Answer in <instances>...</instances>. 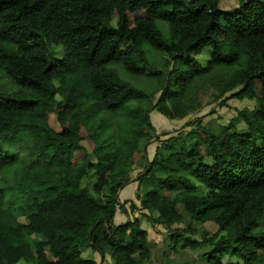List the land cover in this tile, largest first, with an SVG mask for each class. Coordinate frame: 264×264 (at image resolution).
<instances>
[{
    "label": "trees",
    "instance_id": "trees-1",
    "mask_svg": "<svg viewBox=\"0 0 264 264\" xmlns=\"http://www.w3.org/2000/svg\"><path fill=\"white\" fill-rule=\"evenodd\" d=\"M144 43L166 68L155 70ZM206 46L201 62L194 53ZM111 61L155 76L157 96ZM0 69L12 82L0 84V264H102L81 255L85 243L108 254L103 264L147 258L139 217L113 221L125 201L137 205L117 190L154 128L150 107L183 117L200 105L205 76L216 104L254 103L226 122L197 114L164 137L138 172L137 206L171 247H202L212 264H264V0H0ZM89 173L96 194L80 181ZM185 213L216 230L171 225Z\"/></svg>",
    "mask_w": 264,
    "mask_h": 264
},
{
    "label": "rangeland",
    "instance_id": "rangeland-1",
    "mask_svg": "<svg viewBox=\"0 0 264 264\" xmlns=\"http://www.w3.org/2000/svg\"><path fill=\"white\" fill-rule=\"evenodd\" d=\"M238 3V0H219V5L221 7H230L234 6ZM161 26H166V23L162 20L161 22H158ZM144 47L146 50V55L150 59L151 65L153 64L155 67V70H158V68H166L165 65H163V53L153 46L149 45L148 43H144ZM209 46L203 47L200 51H197L194 53L195 57L199 59L201 62H203L206 58V56L209 53ZM58 53H60V48L58 46L55 49ZM110 65H112L116 70L119 72V74L123 77H126L130 79L133 83H135L138 86H141L147 90L148 93H155V96L160 91V82L157 81V78L153 75L147 74L145 72L143 73H129L128 71H125L122 67L121 62L119 61H111L109 62ZM171 63H168L167 66L169 67ZM197 85L201 86V88H204L203 91L199 92V99H200V105L198 108L187 112L183 117H168L158 111L154 106L150 107L149 110V118L154 126L152 130H150L151 135L150 138L146 141L145 146H148V148H155L157 144H159L162 139L172 133L175 132L176 129L179 128H186L187 125H184V121L186 119L192 118L193 116L197 114H203L200 115L202 120H207L209 118H213L216 121L219 122H226L228 118L233 115L236 111V108L241 107L243 105L251 106L254 103V99L251 97H242V98H236V97H227L225 98V101L218 105L216 104V101L211 98L209 91H214L213 86H211L210 82L208 81V78L202 77L201 79H196ZM0 84L2 86H8L11 85V79L8 78L6 74L2 72L0 69ZM151 102V101H150ZM141 104L145 105L144 103L147 102H140ZM212 107V110H208ZM208 110V111H207ZM207 111V112H206ZM157 114V115H156ZM47 121L48 123L54 127L59 128V124L56 120L55 113L53 111H49L47 113ZM164 131H167L163 133ZM84 143L86 141L82 140ZM147 148V147H146ZM143 151H140V157H142ZM149 160V159H148ZM147 162V160H143L142 163H139L140 168H138L135 173L138 172L144 168V164ZM94 180V175L92 173H89L87 175H84L81 177V183L86 185L89 189V191L93 194H96L95 191L92 189V181ZM137 193L142 192L141 186L139 187V183L137 186ZM135 203L138 205V198H134ZM127 204L129 205V201H127ZM137 205L133 207L132 209L125 210L126 213H120V218H125L127 216H138L140 219V222L143 226L147 227L149 237L152 240V246L150 248V254L147 258H143L139 260V264H212L211 261L207 260L204 256H202V247H189L188 245H181V241H179L176 248L171 247L170 244L171 241L167 237L168 229L163 226L161 223H155L152 224L149 222L148 218L143 213L144 209L139 208ZM123 211V209H122ZM20 220H27L26 217L23 214H19L17 216ZM187 223H190L191 225L195 226L199 230H206L208 233H212L216 230L217 223L213 219H207V220H196L191 219L187 213L182 215V218L178 221L172 222V226L174 224H177L179 226L186 225ZM259 226L262 227L264 224L263 221L260 219L258 221ZM31 236L34 239H43V235L38 232H32ZM44 251L46 253V256L48 258H53L51 253L48 250V245H43ZM80 252L82 256H89L95 258L100 263H104L109 259V256L107 253H105L103 258H100V254L97 250L93 249L88 243L82 244L80 246ZM228 258H235L234 255L227 256L226 254L221 258L220 261H226ZM12 264H29L25 259L19 258Z\"/></svg>",
    "mask_w": 264,
    "mask_h": 264
},
{
    "label": "crops",
    "instance_id": "crops-1",
    "mask_svg": "<svg viewBox=\"0 0 264 264\" xmlns=\"http://www.w3.org/2000/svg\"><path fill=\"white\" fill-rule=\"evenodd\" d=\"M141 151H143L142 152L143 153L142 157H140V155H139L138 158L136 159V167H134L130 171V178L122 186H120L118 188V190H117V196H118L120 201H122L124 199H132V200H134V198L136 197V191H137V186H138V178H137V173H135V171L138 168H140L139 163H142L143 160L145 161V160H148V159L151 158V156L153 155V152H154V148H148V146H145V148H143ZM127 201L124 202L126 210L129 208V206L127 204ZM122 209H123L122 207H117L115 209V212L113 214V221L114 222H118V221L124 219V218L118 219L119 217H121L120 213H126V211L124 209L122 211Z\"/></svg>",
    "mask_w": 264,
    "mask_h": 264
}]
</instances>
